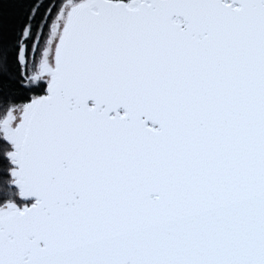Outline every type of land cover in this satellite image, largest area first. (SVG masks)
I'll return each instance as SVG.
<instances>
[{"label":"snow or ice","instance_id":"snow-or-ice-1","mask_svg":"<svg viewBox=\"0 0 264 264\" xmlns=\"http://www.w3.org/2000/svg\"><path fill=\"white\" fill-rule=\"evenodd\" d=\"M0 264H264V0H0Z\"/></svg>","mask_w":264,"mask_h":264}]
</instances>
